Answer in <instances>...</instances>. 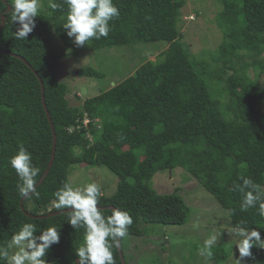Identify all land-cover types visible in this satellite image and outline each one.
Segmentation results:
<instances>
[{"label": "trees", "instance_id": "obj_1", "mask_svg": "<svg viewBox=\"0 0 264 264\" xmlns=\"http://www.w3.org/2000/svg\"><path fill=\"white\" fill-rule=\"evenodd\" d=\"M2 2L0 12L6 19L0 27V243L8 239L5 232L11 235L23 222L56 225L61 227L60 243L51 247L47 259L50 264L76 259L73 249L81 234L66 223L65 215L28 216L20 207L17 176L8 164L20 143L41 170L38 181L49 163L53 133L38 76L57 144L54 163L37 186L39 196L24 200L26 211H58L50 201L62 183L70 182L71 171L83 165L104 166L119 180L115 193L102 195L100 206L106 207L105 215L111 214L110 206L128 211L133 224L127 236L142 237L147 224L188 223L191 209L179 189L159 193L152 185L156 173L182 168L228 210L232 224L245 221L264 230V219L255 209L240 212L241 195L230 191L241 182L240 176L264 184V86L249 74H264V0H222L224 9L216 23L224 39L200 57L183 40L186 0H113L119 18L111 22L109 36L91 40L88 49L169 46L155 61L142 63L131 76L80 106L70 105L69 87L57 76L67 49L81 48L62 30L66 8L41 12L27 40H17L16 25L6 12L11 0ZM54 36L63 42L60 49L52 44ZM79 75L105 77L91 66L79 69ZM122 249L128 264L124 240ZM251 252L250 264H264V250L254 247ZM213 253L212 261L227 259L222 247H214ZM113 255L116 264H122L118 249Z\"/></svg>", "mask_w": 264, "mask_h": 264}, {"label": "clouds", "instance_id": "obj_2", "mask_svg": "<svg viewBox=\"0 0 264 264\" xmlns=\"http://www.w3.org/2000/svg\"><path fill=\"white\" fill-rule=\"evenodd\" d=\"M9 4L11 23L16 25L13 35L17 40H27L36 27L44 4L42 0H11ZM48 8L53 11L66 8L62 30L76 47L87 46L93 39L107 38L111 22L120 15L113 0H61L59 3L48 0ZM2 15L3 12H0ZM8 164L17 176L19 197H38L37 177L41 170L33 163L32 153L23 143L17 145L15 153L8 158ZM239 180L241 182L234 183L230 191L241 195L240 212L255 209L256 215L264 219V184L245 176H240ZM102 195L101 187L96 182L74 186L66 181L53 193L50 201L52 208L58 210V214L65 215L66 223L81 234L73 249L76 259L71 264H116L113 250L121 247L133 218L128 211L119 208H112L111 214L105 215L106 210L100 206ZM231 214L234 215L235 210ZM60 229L56 225L40 227L32 222H23L10 232L11 235L5 232L8 239L0 243V264H50L47 255L53 245L60 243ZM262 231L245 221L230 225L228 234L233 241V257L234 246L239 253L235 259L237 264H242L245 257L252 256V248L264 250ZM220 235L213 232L197 249L206 264L212 262L213 248L218 246Z\"/></svg>", "mask_w": 264, "mask_h": 264}, {"label": "rangeland", "instance_id": "obj_3", "mask_svg": "<svg viewBox=\"0 0 264 264\" xmlns=\"http://www.w3.org/2000/svg\"><path fill=\"white\" fill-rule=\"evenodd\" d=\"M42 12H48V0H42ZM224 9L222 0H186L182 8L183 40L197 57L206 55V50L214 51L223 41V32L216 23V17ZM55 48L63 47V42L53 37ZM168 43L138 44L90 50L86 46L77 51L67 49V56L57 69L58 79L69 87L67 95L70 105L80 106L86 98L100 94L131 76L148 60L155 61L168 48ZM93 67L105 73L103 79L82 77L79 69ZM251 78H257L264 86V74L257 77L249 71ZM70 182L74 186L96 182L104 195L110 196L117 189L118 176L107 167H84L71 171ZM153 187L159 193H171L177 189L191 209L188 223L174 226L145 225L142 237L126 236L124 251L128 264H206L197 249L207 236L216 232L218 243L227 253V259L212 261L211 264H237L238 250L230 239L231 219L216 198L182 168L174 171L158 172L152 179ZM32 207V204H29ZM198 225V227H195ZM234 258V259H233ZM251 257H245L242 264H250Z\"/></svg>", "mask_w": 264, "mask_h": 264}, {"label": "water", "instance_id": "obj_4", "mask_svg": "<svg viewBox=\"0 0 264 264\" xmlns=\"http://www.w3.org/2000/svg\"><path fill=\"white\" fill-rule=\"evenodd\" d=\"M3 1L5 3H7V0H3ZM10 11H11V6H8L6 12L8 13ZM5 19H6V16L3 15L2 16V21L3 22H1L0 27H2L5 24ZM3 52L9 53L7 51H3ZM16 56H18L19 58H21L23 61L26 62V60L24 58H22L21 56H19V55H16ZM32 70L37 74V72L34 69H32ZM38 78H39L40 84H41V93H42L43 107L45 109L46 115L48 117L51 129H52V133H53V145H52V152H51L50 160H49V163L47 165V168H46L44 174L42 175V177L38 181V186H39L43 182L45 177L48 175V173H49V171H50V169H51V167H52V165L54 163L55 152H56V144H57V134H56V131H55V128H54V124L52 122V118H51V115L49 113V110H48V107H47V104H46L45 94H44L45 93V87H44L43 80H42V78L40 76H38ZM170 172H171V169H170ZM24 200L25 199H21L20 207L28 216H30L32 218H44V217H51V216H54V215H58V211H51V212L47 213L46 215H43V214H41V215L32 214V213H30V212L25 210V208H24ZM102 208H106V207H102ZM109 208L112 209V208H115V207L114 206H110ZM118 251H119V254H120V258H121L122 264H127L125 256H124V252H123V249H122V244H121V247L118 249Z\"/></svg>", "mask_w": 264, "mask_h": 264}, {"label": "built area", "instance_id": "obj_5", "mask_svg": "<svg viewBox=\"0 0 264 264\" xmlns=\"http://www.w3.org/2000/svg\"><path fill=\"white\" fill-rule=\"evenodd\" d=\"M89 123H90V120L88 118H86L84 120V126L87 127L89 125Z\"/></svg>", "mask_w": 264, "mask_h": 264}]
</instances>
